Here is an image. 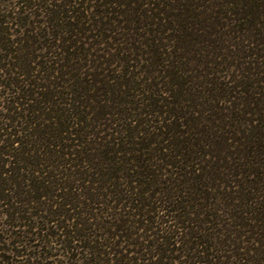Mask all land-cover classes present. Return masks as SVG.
<instances>
[{
    "label": "trees",
    "instance_id": "obj_1",
    "mask_svg": "<svg viewBox=\"0 0 264 264\" xmlns=\"http://www.w3.org/2000/svg\"><path fill=\"white\" fill-rule=\"evenodd\" d=\"M0 264H264V0L0 8Z\"/></svg>",
    "mask_w": 264,
    "mask_h": 264
},
{
    "label": "rangeland",
    "instance_id": "obj_2",
    "mask_svg": "<svg viewBox=\"0 0 264 264\" xmlns=\"http://www.w3.org/2000/svg\"><path fill=\"white\" fill-rule=\"evenodd\" d=\"M0 3H1L0 8H2L3 10L6 9L10 10L15 6V0H0ZM15 10H18V8ZM38 13H40V11Z\"/></svg>",
    "mask_w": 264,
    "mask_h": 264
}]
</instances>
